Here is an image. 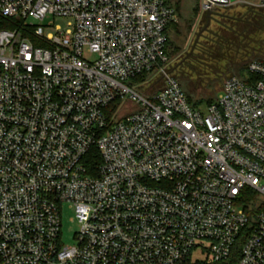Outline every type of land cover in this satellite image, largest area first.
I'll return each mask as SVG.
<instances>
[{
    "label": "built area",
    "instance_id": "obj_1",
    "mask_svg": "<svg viewBox=\"0 0 264 264\" xmlns=\"http://www.w3.org/2000/svg\"><path fill=\"white\" fill-rule=\"evenodd\" d=\"M177 20L169 0H0V264H231L240 239L237 264H264V63L193 108Z\"/></svg>",
    "mask_w": 264,
    "mask_h": 264
},
{
    "label": "trees",
    "instance_id": "obj_2",
    "mask_svg": "<svg viewBox=\"0 0 264 264\" xmlns=\"http://www.w3.org/2000/svg\"><path fill=\"white\" fill-rule=\"evenodd\" d=\"M170 3L171 0H169ZM173 5V4H172ZM264 5V4H263ZM220 6V5H219ZM218 7V6H217ZM213 10V16L211 21L214 20L216 23L215 29H210V24L203 31L208 33V36L201 35L205 38L204 42H198L195 50H199L198 54L190 55V58L196 62L195 66L192 67L190 72L196 76H201L203 67H210L209 63L227 62L230 58L231 50H236L237 56L242 54L241 59L232 60L228 63V71L234 72L235 76L240 77L247 83H252L259 79V76L251 73L248 70L249 63L252 61H259L264 63V39H260V35L264 34V7L259 9L257 7H247L245 11H235L231 7H226V12H220L218 8ZM176 22L171 23L167 28V44L166 53L168 58L171 60L170 53H177V47H171V41L169 36V30L172 25ZM10 27V25H7ZM191 24L187 25V30L190 29ZM200 37V38H201ZM171 48V51H170ZM240 58V57H239ZM226 66V67H227ZM172 72L173 68L171 67ZM223 70V69H222ZM245 72L249 73V78L244 79L242 76ZM174 74V73H173ZM231 75V76H234ZM177 79L178 77L174 75ZM180 85L184 89L188 102L193 108H197L200 103L210 105L212 104L216 97L208 99H199L194 101L187 93L184 87H188L187 79H178ZM100 162V157L95 148L89 153L86 159L87 166L89 169L95 173L97 166ZM257 196L250 192L243 199V206L249 211V213L255 212L254 203ZM243 239H240L234 248L233 255L231 257L230 263L237 264V257L239 254V248Z\"/></svg>",
    "mask_w": 264,
    "mask_h": 264
},
{
    "label": "rangeland",
    "instance_id": "obj_3",
    "mask_svg": "<svg viewBox=\"0 0 264 264\" xmlns=\"http://www.w3.org/2000/svg\"><path fill=\"white\" fill-rule=\"evenodd\" d=\"M262 0H242L233 4L220 5L217 8L220 12H226V7H231L235 11H245L247 7L263 8L261 4ZM171 4L178 12V20L174 25L170 27L169 36L171 41V47H177V53H170L171 67L173 73L178 79H187L188 87H184L188 95L194 100L214 98L220 92L224 81L234 72L228 71V63L235 59L244 58L243 50L240 56H237L236 50H231L230 58L227 62L212 64L210 67H203L201 76H196L190 72L191 68L195 66V61L190 58V55L198 54L199 50H195L198 42H204L203 36H208V33L202 32L194 49L192 47L196 40L197 34L203 29L207 23L206 14H202L201 0H171ZM213 16V15H212ZM211 16V17H212ZM57 24L65 26V20H56ZM191 24L190 29H186L187 25ZM210 29L213 30L216 27L214 20L210 19ZM208 27V26H207ZM260 39H264V34H261ZM171 51V48H170ZM190 53V54H189ZM240 57V58H239ZM235 58V59H234ZM232 59V60H231ZM231 64V63H230ZM227 66V67H226ZM223 69V70H222ZM244 79L249 78V73L245 72L242 76ZM208 104V103H207ZM207 104L200 103L197 108L200 110L205 109ZM75 217V212L69 208L68 204H64L62 211V244L64 246H71L76 244L75 234L79 230V224L77 220H72Z\"/></svg>",
    "mask_w": 264,
    "mask_h": 264
},
{
    "label": "water",
    "instance_id": "obj_4",
    "mask_svg": "<svg viewBox=\"0 0 264 264\" xmlns=\"http://www.w3.org/2000/svg\"><path fill=\"white\" fill-rule=\"evenodd\" d=\"M231 1H234V0H231ZM217 2H218V4H220V5H225V4L228 3L227 1H223V0H217ZM212 14H213V10H212V9H208V10L206 11L207 23H206V25L203 27V29H202L201 31H199V33L197 34V37H196V40H195L194 45H193V47H192V50L194 49V47H195V45H196V43H197V41H198L200 35L202 34V32H203V31L207 28V26L209 25ZM189 54H190V53H189Z\"/></svg>",
    "mask_w": 264,
    "mask_h": 264
}]
</instances>
